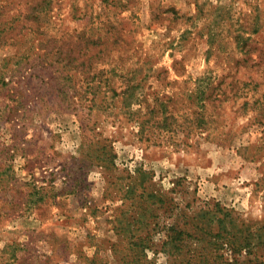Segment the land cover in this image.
<instances>
[{"label":"rangeland","instance_id":"rangeland-1","mask_svg":"<svg viewBox=\"0 0 264 264\" xmlns=\"http://www.w3.org/2000/svg\"><path fill=\"white\" fill-rule=\"evenodd\" d=\"M77 33L108 37L93 63L102 107L89 108L90 94L71 97L64 78L58 53ZM263 62L264 0H0V264H123L132 234L158 223V246L164 225L217 204L231 212L227 225L261 234L264 257V125L243 106L251 93L207 104L210 128L179 127L199 110L197 90L221 74L255 77L263 95ZM114 68L117 92L123 69L140 104L166 106L167 128L141 135L133 119L142 115L116 108L104 91ZM104 145L112 170L90 156ZM141 183L171 204L141 199ZM159 249L137 264H179Z\"/></svg>","mask_w":264,"mask_h":264},{"label":"trees","instance_id":"trees-1","mask_svg":"<svg viewBox=\"0 0 264 264\" xmlns=\"http://www.w3.org/2000/svg\"><path fill=\"white\" fill-rule=\"evenodd\" d=\"M79 34L80 33H77L76 36L71 35L67 42H62L60 47V52L58 53V56H60L59 60L64 62L63 66L67 70L64 78L69 81L70 88L73 90V95L71 97H83L90 94L91 97L88 99L90 104L88 105L89 108L102 107L103 105L96 104V94L102 88V79H99V77L102 76L103 72H97L93 67V63L99 62L102 59V48L105 49L108 45V37H106V41L101 37L84 39L78 36ZM243 41H245L242 44V48L244 49L247 47L249 39ZM253 50L255 51L256 49H253L252 45H248L246 52L251 53ZM121 71L119 76L121 80L119 92H117L114 87L115 68L110 69L109 73H112V76L108 77L104 84V91H111L113 92L112 96L117 97L116 108L128 115L129 118L130 116L135 117V115H142L143 119H140V117H135L136 119H133L135 123H137L141 135L148 136L150 127L153 125L158 128H167L168 118H163L165 112H167L165 109L166 106L160 101L154 104H140L138 102L139 99L135 95V90L138 85L135 83L132 85V78L125 77L127 73H123V69H121ZM236 75L237 71L227 72L221 74V76H217V85L214 87L211 86V91H207V87L198 89L196 97L198 99L197 103L199 110L196 109L192 111L191 117H185L179 124V127L189 122L196 128L212 127L216 119H212L214 116L206 113V105L217 101V106H220L222 102L229 100V95H232V98H236L240 97L243 92L247 94L248 91L251 93L250 99L245 101L243 106L248 109L250 108L253 113L255 112V116L250 119V121L262 123L264 125V122H262L263 120H260L264 118V94L258 96V89L262 82L255 79V77L242 79L241 77H236ZM77 76L80 77V79H77ZM208 79L209 78H204L201 83H210ZM80 81L85 84V89H83V86H80V84H77V82L81 83ZM243 88H245L246 91H244L245 89ZM215 90H217L216 93H214ZM80 94H82V96ZM108 108H111L110 104L105 106L104 110L107 111ZM213 128H215V126ZM150 136L149 134L148 138H150ZM92 152L94 153L90 154V156H94L93 159H95L102 168L106 170L115 168V155L107 145H104L96 151L92 150ZM95 153L97 155H94ZM140 187L142 188V192L139 193L141 199L145 198L149 201L157 200L162 207L166 204H171V199L162 196L157 197L156 192L153 191L148 192L146 188L143 187V183H141ZM128 191L136 194L138 192V187L127 185L126 193ZM63 193L67 194L68 192L65 191ZM63 193L58 192L53 196L57 197L63 195ZM32 196H34V192H31V197ZM41 197L43 198L44 196H39V198ZM31 203L34 204V202ZM166 209L171 210L170 206L166 207ZM226 210L227 209L220 204H217L216 208L212 207L201 211V213H199L200 215L195 216L194 219L187 216H180L179 222L175 220L169 223V225H164L162 227L161 230L162 232L164 231V239L158 246L153 243V236L158 232V223H155L152 229L150 227L146 235L132 234L127 245L128 248H126L128 253L124 257L125 260L123 264H137L139 260L143 259L146 250L158 252V248L170 258H174L175 260L179 258V264H218L219 261L220 264H264L263 254L260 253L257 249V244L254 243L256 240L261 239V234L250 230V227H246L245 223H235V220H231L229 225H227L226 218L229 216L230 211ZM181 220H184V222L182 223ZM213 220L217 223L214 230L211 229ZM227 252L230 253L231 257H225V253ZM132 256L133 259L131 261L127 260ZM242 257L244 259L241 261L240 258Z\"/></svg>","mask_w":264,"mask_h":264}]
</instances>
